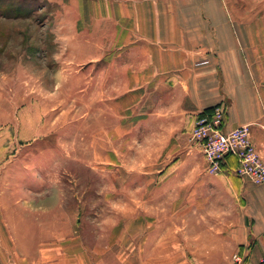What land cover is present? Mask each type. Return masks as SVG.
<instances>
[{
	"label": "crops",
	"instance_id": "obj_1",
	"mask_svg": "<svg viewBox=\"0 0 264 264\" xmlns=\"http://www.w3.org/2000/svg\"><path fill=\"white\" fill-rule=\"evenodd\" d=\"M58 3L55 81L85 84L91 114L105 116L96 130L113 138L144 124L158 137L152 146L176 149L198 114L221 105L224 129L249 124L264 160V0ZM187 149L174 166L189 185L185 199L177 186L131 190L126 209L137 213L117 236L66 234L62 203L51 208L13 189V262L0 246V264H262L264 183L228 170L208 174L202 154Z\"/></svg>",
	"mask_w": 264,
	"mask_h": 264
},
{
	"label": "rangeland",
	"instance_id": "obj_2",
	"mask_svg": "<svg viewBox=\"0 0 264 264\" xmlns=\"http://www.w3.org/2000/svg\"><path fill=\"white\" fill-rule=\"evenodd\" d=\"M59 7L58 0H0V237L7 239L0 246L12 262L13 189L51 208L62 203L66 234L95 241L127 232L137 213L126 209L134 202L131 190L177 186L180 200L189 187L174 170L191 144L189 136L176 149L152 146L158 137L144 124L106 136L96 130L105 116L92 115L89 91H80L85 84L55 81ZM103 108L101 100L96 109ZM125 140L129 145L117 143ZM197 181L190 186L199 187ZM177 213L185 218V211Z\"/></svg>",
	"mask_w": 264,
	"mask_h": 264
},
{
	"label": "built area",
	"instance_id": "obj_3",
	"mask_svg": "<svg viewBox=\"0 0 264 264\" xmlns=\"http://www.w3.org/2000/svg\"><path fill=\"white\" fill-rule=\"evenodd\" d=\"M224 121L225 109L221 105L198 114L190 132L191 149L202 154L208 174L228 170L253 184L264 183V160L251 140L250 125L225 130ZM231 158L237 162L234 168L229 163ZM234 259L237 263L242 261L240 255Z\"/></svg>",
	"mask_w": 264,
	"mask_h": 264
},
{
	"label": "trees",
	"instance_id": "obj_4",
	"mask_svg": "<svg viewBox=\"0 0 264 264\" xmlns=\"http://www.w3.org/2000/svg\"><path fill=\"white\" fill-rule=\"evenodd\" d=\"M212 109V108H211ZM208 110H210V109H205L204 111H208Z\"/></svg>",
	"mask_w": 264,
	"mask_h": 264
}]
</instances>
